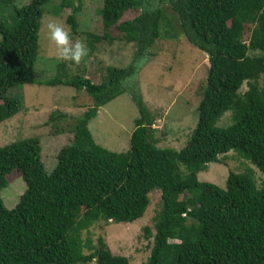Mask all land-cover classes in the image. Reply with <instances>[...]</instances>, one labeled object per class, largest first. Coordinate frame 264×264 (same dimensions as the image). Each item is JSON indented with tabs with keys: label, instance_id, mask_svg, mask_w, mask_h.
Wrapping results in <instances>:
<instances>
[{
	"label": "trees",
	"instance_id": "16d2710c",
	"mask_svg": "<svg viewBox=\"0 0 264 264\" xmlns=\"http://www.w3.org/2000/svg\"><path fill=\"white\" fill-rule=\"evenodd\" d=\"M46 2L30 0L16 7L15 0H0V123L21 110L18 91L33 84ZM75 3L61 0L52 9L53 16L69 10L65 23L72 33L82 9L81 0ZM162 5L175 17L185 41L207 59L189 140L178 151L156 147L153 115L130 87L138 117L128 149L116 153L94 143L89 121L125 92L123 83L134 75L130 67H105L99 84L63 74L34 80L38 87L83 90L92 105L74 119L72 138L57 151L49 172L41 162L37 137L0 147V190L12 172L25 186L10 210L0 197V264H130L126 257L112 255L100 238L95 246L86 240L91 251L83 254L79 233L100 223L136 221L144 216L153 190L159 192L158 209L152 233L143 228L151 245L141 264H264V0H102L95 11L98 21L90 33H82L87 46L112 42L109 30L116 26L120 40L132 43L134 58L142 62L160 29L171 23ZM138 8L137 16L120 21L124 12ZM243 83L247 91L240 95ZM10 90L15 94L9 95ZM228 111L230 123L219 127ZM228 152L260 172L258 186L251 171H228L223 189L197 180V173Z\"/></svg>",
	"mask_w": 264,
	"mask_h": 264
},
{
	"label": "rangeland",
	"instance_id": "374dc122",
	"mask_svg": "<svg viewBox=\"0 0 264 264\" xmlns=\"http://www.w3.org/2000/svg\"><path fill=\"white\" fill-rule=\"evenodd\" d=\"M29 1L15 0L14 5L21 7ZM81 1L78 28L74 33L70 31V35L73 40L80 39L86 43L82 33H90L94 20L98 21L95 11L102 0ZM60 2L61 0H47L42 6L43 14L37 33V57L30 77L33 84L22 86V91H18L21 110L12 118L0 123V147L16 140L37 137L41 148V162L45 171L49 172L55 164L57 151L72 138L69 129L73 126L74 119L88 110L92 101L83 90L62 85L38 87L34 80L55 77L60 79L64 75L66 78L79 76L93 84H99L103 80L105 67L111 66L130 67L134 70V75L123 83L125 92L100 107L97 115L89 121L87 128L94 143L116 153H123L128 149L129 135L134 128L133 121L138 117L128 94L129 88L134 87L147 110L153 115L151 129L156 147L171 148L175 151L182 149L196 125V106L205 84L208 64L206 55L191 47L180 34L179 26L175 24V17L168 7L162 5L164 14L171 17V23L160 29L159 38L148 48L147 56H142V62H139V58H134L137 52L134 45L120 40L119 31L113 26L109 33L114 40L93 44L92 48L87 46L88 55L79 66H75L54 58L53 50L49 47L42 29L43 19L49 15L53 16L52 9ZM72 2L76 4L75 0ZM151 6H156V3H151ZM69 13V10H60L54 17L65 23ZM139 13V8L128 10L123 13L120 21L131 20ZM162 20L165 24L166 20ZM248 28L249 26L244 31L243 41L247 39ZM59 65H62L61 69ZM245 91L247 85L243 83L238 94L242 95ZM14 94V90L9 91V95ZM58 114H65L66 117H56ZM230 116L231 111L224 113L217 125H228ZM218 159L219 163L209 164L205 171L197 173L199 182L223 189L228 171L236 174L251 171L257 186L263 178L248 161L233 152L220 155ZM5 180L0 197L4 208L10 210L24 192L25 186L17 172H12ZM148 197L149 206L144 216L134 222L100 223L82 230L79 233L82 253L88 254L91 251L84 246L86 240L90 246H95L100 238L112 255L126 257L130 264L144 262L149 254L151 239L144 238L143 228L148 227L152 233V218L158 209L159 192L153 190Z\"/></svg>",
	"mask_w": 264,
	"mask_h": 264
},
{
	"label": "clouds",
	"instance_id": "9594fccd",
	"mask_svg": "<svg viewBox=\"0 0 264 264\" xmlns=\"http://www.w3.org/2000/svg\"><path fill=\"white\" fill-rule=\"evenodd\" d=\"M42 29L57 61L79 66L88 55L86 43L80 39L73 40L69 27L56 17L46 16L42 21Z\"/></svg>",
	"mask_w": 264,
	"mask_h": 264
}]
</instances>
